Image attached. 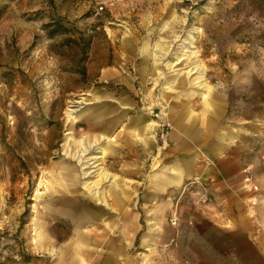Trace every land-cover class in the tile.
Wrapping results in <instances>:
<instances>
[{"label":"rangeland","instance_id":"374dc122","mask_svg":"<svg viewBox=\"0 0 264 264\" xmlns=\"http://www.w3.org/2000/svg\"><path fill=\"white\" fill-rule=\"evenodd\" d=\"M0 264H264V0H0Z\"/></svg>","mask_w":264,"mask_h":264},{"label":"crops","instance_id":"0c3cea01","mask_svg":"<svg viewBox=\"0 0 264 264\" xmlns=\"http://www.w3.org/2000/svg\"><path fill=\"white\" fill-rule=\"evenodd\" d=\"M143 122H135L131 125L130 128H127L125 131V142H131L130 136L131 135H137V139L140 138V144L142 145V138H141V133H142V129H143ZM152 126V124H150V127ZM100 131L104 132L103 129H105V126L100 125ZM172 138L177 139L175 134H172ZM187 143L183 142V141H179L175 148L172 147V152H170V156H173L175 154V152H177V150H181L183 147H186ZM192 149V148H191ZM209 150L214 153V154H218L221 150L220 145H212L211 147H209ZM186 151V150H185ZM193 151V150H191ZM224 151L227 155H231L232 151L234 152V150L232 149H227L224 148ZM223 151V152H224ZM231 157V156H230ZM169 158V157H167ZM232 159H234V156L231 157ZM200 160V158H196V156L194 157L193 154H182L178 160L175 159L172 162L167 163L166 165H164L166 167V172L164 174V178L163 180H158L156 183V185L158 187H160L161 183L163 185L166 186H178L181 185L183 182H185L187 179L192 178L196 175H199L200 173H204L202 170V166H200L197 162ZM197 161V162H196ZM82 235L77 234V240L80 239Z\"/></svg>","mask_w":264,"mask_h":264},{"label":"bare ground","instance_id":"6f19581e","mask_svg":"<svg viewBox=\"0 0 264 264\" xmlns=\"http://www.w3.org/2000/svg\"><path fill=\"white\" fill-rule=\"evenodd\" d=\"M85 145V144H84ZM91 146V145H90ZM89 148V147H88ZM95 149V148H94ZM94 149H93V151H94ZM85 151V150H84ZM99 152L101 153L99 156H97L98 157V159L99 158H102L103 157V155H105V153H106V150L104 149V148H99ZM92 153V152H91ZM94 157V156H93ZM89 158V157H88ZM92 159V158H91ZM89 160V159H88ZM85 162V161H84ZM89 162V161H88ZM97 162V161H96ZM87 163V162H86ZM88 164V163H87ZM98 164V163H97ZM99 165V164H98ZM89 172V171H88ZM107 173H103V177H105V179H106V177H107ZM91 176V175H90ZM89 187V186H88ZM72 188V187H71ZM91 188H92V186H91ZM73 189V188H72ZM89 190V189H88ZM39 230H41V229H39Z\"/></svg>","mask_w":264,"mask_h":264},{"label":"built area","instance_id":"2783aa9c","mask_svg":"<svg viewBox=\"0 0 264 264\" xmlns=\"http://www.w3.org/2000/svg\"><path fill=\"white\" fill-rule=\"evenodd\" d=\"M190 182H188V185H190V184H194L195 183V180H189ZM172 224H176V222H177V217L176 216H174V217H172Z\"/></svg>","mask_w":264,"mask_h":264}]
</instances>
